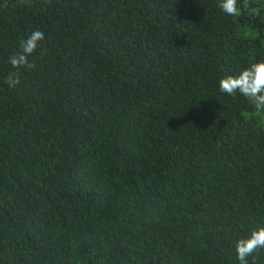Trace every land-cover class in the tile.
<instances>
[{
    "label": "trees",
    "instance_id": "trees-1",
    "mask_svg": "<svg viewBox=\"0 0 264 264\" xmlns=\"http://www.w3.org/2000/svg\"><path fill=\"white\" fill-rule=\"evenodd\" d=\"M252 4L0 0V264H239L264 226V112L218 80L264 59Z\"/></svg>",
    "mask_w": 264,
    "mask_h": 264
},
{
    "label": "clouds",
    "instance_id": "clouds-1",
    "mask_svg": "<svg viewBox=\"0 0 264 264\" xmlns=\"http://www.w3.org/2000/svg\"><path fill=\"white\" fill-rule=\"evenodd\" d=\"M219 9L228 16H239L241 9H250L252 14L259 15L261 8L253 6L252 0H218ZM44 39V32L37 29L26 39L20 41V51L9 57L13 69L34 68L28 57L31 56ZM4 83L9 88H15L19 83L18 71L8 73ZM219 91L235 97L237 93L245 97L257 112H264V59L253 62L236 74H224L219 80ZM264 249V226L253 228L246 236L235 242V252L239 264H248V257Z\"/></svg>",
    "mask_w": 264,
    "mask_h": 264
}]
</instances>
